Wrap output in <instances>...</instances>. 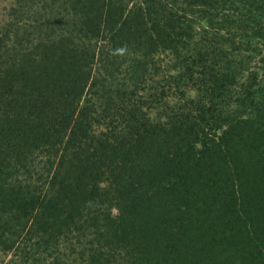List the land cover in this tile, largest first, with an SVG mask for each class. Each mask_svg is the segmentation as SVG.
Segmentation results:
<instances>
[{
    "label": "trees",
    "instance_id": "trees-1",
    "mask_svg": "<svg viewBox=\"0 0 264 264\" xmlns=\"http://www.w3.org/2000/svg\"><path fill=\"white\" fill-rule=\"evenodd\" d=\"M259 44L264 0H17L0 27L7 262L264 264Z\"/></svg>",
    "mask_w": 264,
    "mask_h": 264
},
{
    "label": "rangeland",
    "instance_id": "rangeland-1",
    "mask_svg": "<svg viewBox=\"0 0 264 264\" xmlns=\"http://www.w3.org/2000/svg\"><path fill=\"white\" fill-rule=\"evenodd\" d=\"M16 2L17 0H0V27L3 25V23L6 20H8L10 13L13 12ZM259 46L261 47L263 51V55H264V44H259ZM10 258H11V254L6 255L4 251H0V263L1 264H13L11 262H7ZM19 258H18L19 264H30L31 263L30 261L27 263H23L22 260H20Z\"/></svg>",
    "mask_w": 264,
    "mask_h": 264
}]
</instances>
